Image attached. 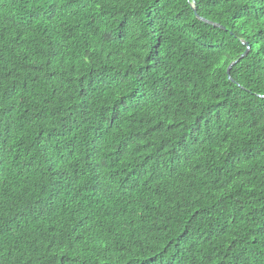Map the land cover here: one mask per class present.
I'll return each instance as SVG.
<instances>
[{"label": "trees", "instance_id": "1", "mask_svg": "<svg viewBox=\"0 0 264 264\" xmlns=\"http://www.w3.org/2000/svg\"><path fill=\"white\" fill-rule=\"evenodd\" d=\"M0 264H264V0H0Z\"/></svg>", "mask_w": 264, "mask_h": 264}, {"label": "water", "instance_id": "2", "mask_svg": "<svg viewBox=\"0 0 264 264\" xmlns=\"http://www.w3.org/2000/svg\"><path fill=\"white\" fill-rule=\"evenodd\" d=\"M205 22H206V21H205ZM246 53H247V52H245L243 56H245ZM230 68H231V66H229V68H228V70H227V74H228V75H229Z\"/></svg>", "mask_w": 264, "mask_h": 264}]
</instances>
